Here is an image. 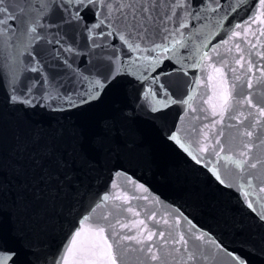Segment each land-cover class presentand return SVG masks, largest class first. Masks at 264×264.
I'll list each match as a JSON object with an SVG mask.
<instances>
[{"label":"water","instance_id":"1","mask_svg":"<svg viewBox=\"0 0 264 264\" xmlns=\"http://www.w3.org/2000/svg\"><path fill=\"white\" fill-rule=\"evenodd\" d=\"M253 2L257 6L256 19L247 33L246 39L250 43L240 44L243 51H238L234 46L240 37H232L228 45L221 43L229 38L226 31L230 24L248 19L251 15V12L241 11L232 14L224 22V29H217L218 34L209 37L211 44L204 49L209 51V56L200 61L199 67H186V76L183 72H177L162 78V82L167 81L166 86L174 99L179 101L191 97L189 104L171 105L165 110L163 119L142 114V118L133 125L141 146L134 152L122 154V168L116 167L115 160L110 157L95 152L91 153L97 160L95 165L85 164L82 158H78L75 163L69 160L66 169L56 170L51 166L43 170L37 168L33 163L35 151L31 147V140L35 132L50 133L47 127L43 130L36 127V121L44 120L47 124L49 118L31 113L26 115L0 105V205L4 209L0 215V246L17 250L20 253L18 264H23L25 259L34 261V264H52L54 260H60L62 254L67 264L106 261L108 250L105 238L107 243H112V239L107 227L100 233L99 226L107 221L116 224L119 220L120 224H128L131 232L127 228H119V225L117 231L129 236L143 229L144 234L138 239H144L149 231H163L168 239L181 232L189 237L193 230L177 213H182L196 226L197 235L206 232L228 250L247 257L249 264H264V252L259 250V244L251 253L242 248V242H251L254 234L257 238L264 236V222L259 221L257 214L242 202L241 193L235 187L244 183L240 169L229 165L232 170L225 179L234 186L220 185L211 172L196 165L167 139L169 131H178L186 147L196 155L205 156L207 153H202L200 149L210 148L219 139L224 148L220 157L228 155L234 159H242L240 153L247 151L244 145L248 144L252 148L248 158L253 162L257 159L264 161V144L255 139L256 134L264 139V116L258 112L259 107H264V84L253 89L247 87L249 78L255 86L260 76L255 65L251 72L244 75L250 53L251 61L264 70V57L256 55L258 52L264 53V36H260L259 32L264 29V15H261L264 9L259 7L258 0ZM87 19L92 21L93 17L88 16ZM201 23L208 24L209 20ZM257 39L260 43L252 48L251 44L256 43ZM111 42L119 43L118 40ZM218 43H221L218 52H211V46ZM229 48L231 52L227 51ZM87 55V50L82 51L77 62ZM240 56H244V59L236 63L235 58ZM165 66H168L167 62ZM231 67L236 69L235 76L242 77L236 81L238 86L235 89L232 87L233 74L228 71ZM148 83L145 81L141 84L132 77L122 78L98 103L73 112L60 123L69 127L75 122L91 137L99 130L101 120L130 110L133 98ZM234 99H242L243 102L235 105ZM247 99L253 101L251 106L247 104ZM51 123L53 127L56 126L55 120ZM251 125L256 126L252 128ZM248 130L253 131V137L243 134ZM221 132L223 135H220ZM253 144L256 146L252 147ZM217 159L213 158V163L219 167L223 161L217 163ZM221 171L223 175L224 170ZM251 171L264 179V164H258L257 169ZM253 185L258 193L261 181L254 180ZM106 194L109 199L103 202L101 198ZM259 196L264 197V193H259ZM97 203H102V207L96 208ZM129 207L131 212L126 211ZM92 208H95L93 220L98 223L93 220L81 223L85 215H91ZM137 212L139 216L134 215ZM150 216H154V219H148ZM104 217H107V221ZM140 220H144L148 227L144 228ZM163 220H167L168 224H164ZM174 220H180V223L173 229L170 225ZM76 231L81 234L70 245ZM153 242H157V237L154 236L152 241L145 240V246ZM69 245L72 251L65 253L64 249ZM121 245L122 250H126L122 261L118 258L117 264H140L141 260L144 264H159L132 251L131 248L139 247L134 241L124 240ZM129 245L131 247H127ZM171 249L172 245L169 244L157 254L166 257L170 264H175L180 255ZM112 252H116L115 244ZM213 264L230 262L224 253L216 250Z\"/></svg>","mask_w":264,"mask_h":264},{"label":"snow or ice","instance_id":"2","mask_svg":"<svg viewBox=\"0 0 264 264\" xmlns=\"http://www.w3.org/2000/svg\"><path fill=\"white\" fill-rule=\"evenodd\" d=\"M258 4L264 9V0H258ZM241 11L251 12V15L248 19L230 24L226 31L229 38L221 42L228 45L232 37H240L234 44L238 51H243L241 43H250L246 37L257 13L253 0H0V105L26 115L31 113L49 118L47 124L44 120L36 121V127L41 130L47 127L50 133L35 132L31 140V147L35 151L33 163L37 168L43 170L51 166L56 170L66 169L69 160L75 163L78 158H82L85 164L95 165L97 160L92 152L110 157L115 160L116 167L122 168V154L134 152L141 146L133 125L142 118V114L163 119L165 110L171 105L189 104L191 97L179 101L174 99L166 86L167 81L162 82V78L177 72H183L186 76V67H199L200 61L209 56V51L204 50L211 44L209 37L218 34L216 30L224 29V22L232 14ZM88 16L93 17L92 21L87 19ZM204 20H209V23H201ZM259 32L260 36H264V29ZM116 40L118 44L111 42ZM221 43L212 45L210 51L218 52ZM258 43L259 39L251 47L256 48ZM84 50L88 51V55L77 62V57ZM227 51L231 52L232 49ZM256 55L264 57V53L258 52ZM250 57L251 53L244 75L251 72L254 65L260 72L255 86L251 78L247 82V87L253 89L264 84V70ZM243 59L244 56H240L235 58V62L239 63ZM165 62L168 63L167 67ZM228 71L233 74L232 87L235 89L238 86L236 81L242 77L235 76L234 67ZM126 77L135 78L141 84L149 82L133 98L130 110L120 111L116 116L101 120L99 130L91 137L75 122L69 127L60 123L73 112L98 103L110 88ZM242 102V99H234L235 105ZM252 103L251 99H247L248 105ZM258 112L264 116V107H259ZM52 120L56 121L55 127ZM243 134L248 137L254 135L251 130ZM167 139L186 153L192 162L211 172L220 185L229 188L234 186L225 179L232 170L229 165L240 169L244 183L235 187L241 193L242 202L257 214L259 221L264 222V197L259 196V193H264V179L251 171L257 169L258 164H264V161L257 159L253 162L248 158L252 150L248 144L244 145L247 151L240 153L242 159H234L228 155L220 157L224 148L219 139L210 148L200 149L207 156L194 154L181 141L178 131H169ZM255 139L264 144L259 134H256ZM217 146H220L219 150ZM213 158H218L217 163L220 160L223 163L217 167ZM254 180L261 181L258 193L253 185ZM108 199V194L101 198L103 202ZM95 207H102V203H97ZM3 211L0 205V215ZM126 211L131 212V207ZM90 213L83 217L81 223L93 220L95 208L90 209ZM134 215L140 214L137 212ZM177 215L191 226L193 231L189 237L181 232L168 239L163 231H149L144 239H138V236H143V229L129 236L117 231L119 225V228H127L131 232L128 224H120L119 220L113 224L104 217L107 223L99 226V232L103 233L107 227L112 239V243H107L105 238L107 260H91L86 264H117L118 258L122 261L126 250H122L121 241L124 240L134 241L139 247L131 248L132 251L159 264H170L166 257L157 254L169 244L172 245L171 251L180 255L175 264H213L216 261V250L224 253L230 264H249L247 257L228 250L208 233L197 235L196 226L182 213ZM148 219H154V216ZM93 222L98 223L95 220ZM139 223L144 228L148 227L144 220ZM163 223L168 224V221L163 220ZM179 223L180 220H174L170 227L174 229ZM80 234L79 231L75 232L70 245ZM168 235L171 237V232ZM154 236L157 242L145 246V240L152 241ZM250 240L242 242L243 251L251 253L259 244V250L264 252V236L257 238L254 234ZM193 241L202 243L196 244ZM113 244L116 245L115 254L112 252ZM70 245L65 247V253L72 251ZM19 255L15 249L0 246V264H18ZM23 264H34V261L25 259ZM52 264L67 262L62 254L60 260H54ZM77 264L85 262L77 261ZM140 264H144V261L141 260Z\"/></svg>","mask_w":264,"mask_h":264}]
</instances>
